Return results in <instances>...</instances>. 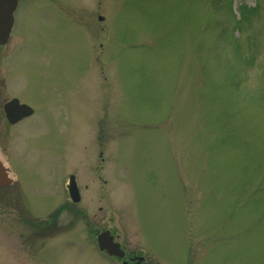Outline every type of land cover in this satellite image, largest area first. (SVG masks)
Here are the masks:
<instances>
[{
  "label": "rangeland",
  "instance_id": "1",
  "mask_svg": "<svg viewBox=\"0 0 264 264\" xmlns=\"http://www.w3.org/2000/svg\"><path fill=\"white\" fill-rule=\"evenodd\" d=\"M232 10L21 0L0 57L35 113L0 134V264H123L97 229L151 264H264V0Z\"/></svg>",
  "mask_w": 264,
  "mask_h": 264
},
{
  "label": "water",
  "instance_id": "2",
  "mask_svg": "<svg viewBox=\"0 0 264 264\" xmlns=\"http://www.w3.org/2000/svg\"><path fill=\"white\" fill-rule=\"evenodd\" d=\"M19 0H0V43H6L10 37L12 27L14 24V11ZM100 19H103L100 16ZM7 113L10 120L13 122L22 116L28 115L33 112V108L27 104H21L18 99H13L6 105ZM13 112V114H11ZM18 113V117H13ZM17 115V114H16ZM14 182V179L9 175V169L0 159V187L9 185ZM69 191L72 199L75 202L80 201L81 195L74 175L70 178ZM98 244L101 250H107L110 255H116L123 257L125 255V249L121 246V243L115 241L114 235L110 230L98 231ZM144 257L138 258V263H141ZM125 264H128L125 262Z\"/></svg>",
  "mask_w": 264,
  "mask_h": 264
},
{
  "label": "flooded vegetation",
  "instance_id": "3",
  "mask_svg": "<svg viewBox=\"0 0 264 264\" xmlns=\"http://www.w3.org/2000/svg\"><path fill=\"white\" fill-rule=\"evenodd\" d=\"M20 2H21V0H19V4L17 6L15 14H16V12L19 9ZM6 45L7 44H4V45L0 44V48L4 47ZM1 61H2V64H4L3 65L4 67L0 64V134H2L1 131H4V135L5 136H11V134H12V126L17 125L18 123H20L25 118L33 116L34 113H35V109L28 102L22 101L21 99H18L17 96H11V95H9L7 93V91L5 89V83H6L7 76H8V69H7V66H6V63H5L6 58L0 57V63H1ZM13 99H18L20 103H25V104L30 105L34 109V111L32 113L28 114V115L22 116L21 118H19L16 121L13 122L12 120H10V118L8 116L9 114L7 113V110H6V105L8 104V102L12 101ZM11 114H13V112H11ZM16 114L13 117H18V113H16ZM8 167H9L10 175L14 176L12 174L11 167L10 166H8ZM18 180H19V178L16 179V177H15V180H14V182L11 185H14L16 183V181H18ZM69 198H70V196H69ZM69 207L74 209L75 205L71 202ZM123 247L126 249V255L122 258V262H124L125 260H128L129 264H136L137 259H133V257L135 255H141V254H139L136 250L127 249L126 245H123ZM142 264H151V263H148L146 261V259H145L144 261H142Z\"/></svg>",
  "mask_w": 264,
  "mask_h": 264
},
{
  "label": "trees",
  "instance_id": "4",
  "mask_svg": "<svg viewBox=\"0 0 264 264\" xmlns=\"http://www.w3.org/2000/svg\"><path fill=\"white\" fill-rule=\"evenodd\" d=\"M257 5H254V6H249L248 4H242L240 7H239V14H240V17L239 18H236V24H235V30H237L238 28H240V25H241V22L243 20H247L249 18V15L252 14L254 11L257 10ZM228 8L230 11H233V0H228ZM235 17L237 16L236 13H234ZM237 49L238 48V45L236 46ZM243 60H247L249 62L248 59H245L243 58ZM61 211V208H59L58 210H56V214H54V217L55 215H57V213H59ZM49 222H45L46 226L44 227H47Z\"/></svg>",
  "mask_w": 264,
  "mask_h": 264
}]
</instances>
